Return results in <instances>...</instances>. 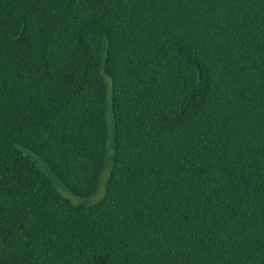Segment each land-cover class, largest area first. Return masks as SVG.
Listing matches in <instances>:
<instances>
[{"label": "trees", "instance_id": "1", "mask_svg": "<svg viewBox=\"0 0 264 264\" xmlns=\"http://www.w3.org/2000/svg\"><path fill=\"white\" fill-rule=\"evenodd\" d=\"M0 264H264V0H0Z\"/></svg>", "mask_w": 264, "mask_h": 264}, {"label": "rangeland", "instance_id": "2", "mask_svg": "<svg viewBox=\"0 0 264 264\" xmlns=\"http://www.w3.org/2000/svg\"><path fill=\"white\" fill-rule=\"evenodd\" d=\"M108 122H109V129H110V137L108 141V152L106 157L105 166L102 171V176L100 179V183L98 186V190L96 194L88 197V198H80L73 195L66 186L54 175L50 168L38 157L32 154L30 151L26 150L25 148L19 147L25 155L29 156L38 166V168L42 171V173L50 180L53 184L54 188L65 198L69 199L71 202L75 204H82V205H91L95 204L102 199L105 194L106 190V183L111 175V168H112V159L114 154L113 149V116L111 111L108 114Z\"/></svg>", "mask_w": 264, "mask_h": 264}]
</instances>
